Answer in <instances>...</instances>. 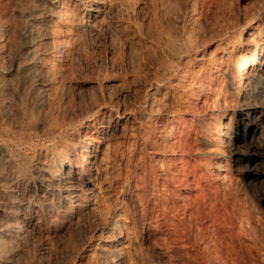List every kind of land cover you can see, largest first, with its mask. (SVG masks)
Returning <instances> with one entry per match:
<instances>
[{
    "label": "rangeland",
    "instance_id": "obj_1",
    "mask_svg": "<svg viewBox=\"0 0 264 264\" xmlns=\"http://www.w3.org/2000/svg\"><path fill=\"white\" fill-rule=\"evenodd\" d=\"M36 1L0 0V3L2 2L0 14L4 10L9 12L15 22L11 29L13 34L10 32L9 36L10 44L8 43L7 47L0 52V72L2 71L0 81L4 82L3 85L7 88L6 95L4 93L0 98V106L4 115L1 120L8 128L12 129L22 123L23 126L25 125V132L29 131L32 137L35 132L43 134L54 125H60L64 128L61 138L75 142V132L82 128L84 122L96 121L109 114L114 115L116 112L121 115L125 114L129 119L107 139L102 150L105 156L102 157L101 153L100 160L98 159L100 167L102 166L104 169L108 166L106 169L116 189L118 188L117 193L104 198L106 204L104 203L103 208L101 202V206L99 204L93 210L79 213L74 219L64 222L54 234L43 231L37 235L26 233L22 239L21 237L16 240L15 238L8 239L3 253V256L9 258H6V262L9 264H117V261L120 260L123 264H264V171L261 173L257 170V167L264 169V118L261 132L256 138L261 146L260 151L257 154L249 151L248 157L250 158L248 159L251 162L248 165L234 166L236 170L233 171V173L235 172V175L232 176L233 179L227 177L231 180L225 179L221 183L222 186L221 184L214 186L215 183L207 175L200 176L201 178L196 177L197 179L194 180L190 175H187L186 180H184L186 176H181L180 180H183L176 183L177 191L174 189L175 194H178L174 196V201L178 203L175 205L178 208L171 211L172 215L171 212L167 213L168 219L171 221L174 219V221L169 225L170 227L165 225L168 228L166 233L159 236L148 235V228L156 224V218L148 220L147 217L141 215L139 210L131 213L127 229L119 230L118 233L117 230L111 229L110 219L105 214V207L109 203L111 205L115 201V197L120 196L118 191L122 183H127L132 187L135 194L134 199L137 202L139 198V202H146L151 199L152 193H154L153 183L155 175L159 172L150 171V165L146 161L150 151L141 148L143 151L140 152V147L134 146L133 140L140 139L145 134L148 137V133L157 131L158 126L155 125L158 124L154 120L155 107L160 109L162 103L153 106L152 110L149 106L148 94L155 74L160 72L162 59H167L170 56L171 59L173 58L172 53L165 47V36L167 34L176 35L180 31L183 34L191 27V33H195L193 38L199 40V43L216 40L232 41L239 31L245 29L246 23L251 19H264V9L258 15H251V13H256L253 8L255 11L259 10V0H98L101 9L92 18L83 14H86L90 8V2L97 0H63L66 1V8L72 10L73 13L70 15L69 24L61 32L63 34H61L62 48L60 51L63 50L66 57L63 54L65 58L62 57L60 62H56L51 41L49 43V38L43 39L36 51L39 56L42 55L43 61L52 64L51 68H53L49 70L50 72L39 70L40 75L37 70L35 74H24L23 76L21 73H13L12 76H8L7 72L14 70L18 62H26V56L20 49L21 40L17 29L24 23V18L21 17L22 11L31 5H37ZM247 11L249 15L246 14ZM75 16H78V20ZM0 26H2V22H0ZM15 40L17 41L14 44ZM65 43L67 46L64 45ZM167 52L169 53L167 54ZM191 53L183 54L184 63ZM37 76L46 79H42V84H40L37 81ZM261 87H264V83ZM183 98L181 96V100L178 98L174 99L175 101L172 100L170 104L173 103L171 108L170 104L168 105V110L180 109ZM261 103L264 106V98L261 99ZM21 108L25 111L22 112ZM199 111L203 112L202 109ZM24 113L26 115H23ZM102 114L103 116H101ZM56 141H59V138H56ZM35 143L38 142L34 141ZM198 143L194 144V146L196 145L194 149H201V144ZM128 144L131 145L127 146ZM132 146H134L133 149ZM134 149L136 150L134 151ZM29 152H31L29 148H22L24 159H22L23 156L17 159L16 154L12 155L18 162L25 163L24 166L27 167L26 170L28 169L25 178L32 188L38 181L36 175L31 172L33 166L28 162L30 161ZM125 156L129 159L126 160ZM106 159L109 164L105 162ZM125 163L126 165H124ZM237 168L239 169L237 170ZM184 185L188 188H185ZM206 186L207 188H205ZM91 187L92 184H85L81 189L83 192H87ZM200 191L201 194L198 193ZM96 192L99 190L97 189ZM193 195H197L195 199L191 198ZM143 198L145 199L143 200ZM4 201L6 200L0 197V204ZM41 201L46 202L43 199ZM180 207H182V211L184 207L186 209L183 211L186 222V231L183 233H181V224H177V216L174 215L178 209L181 213ZM123 210L124 208L121 211ZM199 235L202 236V243ZM186 237L188 241H186ZM121 238L126 239L121 250L122 256L121 252H111V249L104 247L99 249L100 244L105 243L110 246L121 241ZM102 249L104 250L101 252ZM110 252L111 254H108ZM14 253L18 254L17 257Z\"/></svg>",
    "mask_w": 264,
    "mask_h": 264
},
{
    "label": "bare ground",
    "instance_id": "obj_2",
    "mask_svg": "<svg viewBox=\"0 0 264 264\" xmlns=\"http://www.w3.org/2000/svg\"><path fill=\"white\" fill-rule=\"evenodd\" d=\"M36 2L38 3L37 5H31L33 7L29 6L22 11L21 17L24 18V23L18 26L20 28L17 29L19 30L18 33L21 40L20 49L26 56V62H16V68L8 71V76H12L13 73H21L23 76L24 74H35L37 70H42L46 73L50 72L49 70L53 68H51L52 64L50 65L47 61H43L42 55L39 56L36 51L42 44L43 39L47 40V38H49V43L51 41L56 62H60L62 57H64L63 50L60 51L62 48L61 34H63L61 32L63 29L65 30L69 24L70 15L73 14L72 10L66 8V1L64 2L63 0H37ZM90 3V8L87 13L83 14L84 16H88V18H92L95 14L100 12L101 9L98 0ZM194 7L196 8V5ZM262 9H264V0H259V10L255 11L253 8L256 13H251V15H258ZM246 14H248V11ZM75 15L77 14L75 13ZM77 17L75 16V18ZM196 20L197 18L195 21ZM182 21L184 20L182 19ZM0 22H2V26H0L1 52L9 43V36L10 32L12 33L11 29L14 21L11 14L4 10L0 14ZM190 28L191 27H189V31L187 30L183 34H181L182 31H180L176 35L167 34L165 38L163 35L165 47L172 53L173 58L171 59L170 56L168 57L170 59H162L163 61L160 63V72L157 71L158 73L155 74L152 85L150 84L151 86L148 94L149 106L153 110V106L162 103V105L160 104L162 109H157V107H155L156 113L154 120L158 124L155 125L158 126L157 131H155V128V132H147L148 137H146L145 134L142 138H135L136 140H133V145L139 146L140 150L142 148L150 151V155L146 160L150 165V171L153 170V172L159 173L155 175L153 183L154 193H152L151 199L147 198L148 200H145L146 202L144 203L139 202L140 198L137 195L136 196L139 198L137 200L139 201L137 202L134 199L135 194L130 185L120 182L122 183L121 185L119 183L118 194L120 196L115 195L117 196L115 197V201L111 205H109V203V206L107 205L105 207V214L110 219L109 225L111 229L117 230L118 233L120 232L119 230L127 229L130 224L129 217L131 213L134 211L137 212L138 210L141 215L147 217L148 220L156 218V224L148 228V235L159 236L166 233L168 228L165 225L169 226L171 223L173 224L174 221V219H172L173 221L168 219L167 213L173 212V210L178 208V206L176 207L178 203L174 201V196L176 195L175 185L179 182L182 175L186 176L184 180L188 178L187 175H190L193 180L197 179L196 177L207 175L212 182L215 183L213 185L216 186L224 182L225 179H228L227 177L230 178L233 176L235 173H233V171L236 170L234 166L243 167L251 162V160L248 159L250 158L248 157L249 151L254 154L260 151L261 146L258 144V140L256 141V138L261 132L262 120L264 118V106L261 103V99L264 98V87H261L264 83V19H251V21L246 23L244 30L241 32L239 31V33L237 32L238 34L232 38V41L224 42L216 40L199 43V40L197 41L193 38L195 33H191ZM205 37L207 38V36ZM16 41L17 40L14 41V44ZM64 45H66V43ZM168 53L169 52H167V54ZM189 53H191V55L188 56V59L185 60L184 63L182 60L183 54L189 55ZM0 73V77H2V71ZM39 76H37V81L42 84V79L44 78L41 79ZM3 83L0 81V98L4 93L6 95L7 88ZM181 96L182 98L184 97L183 104L181 105L182 110L181 106L180 109L168 110L167 107L170 102L172 100L175 101L174 99L177 98L181 100ZM200 109L203 110L202 113H200ZM23 110L25 111V109H22V112ZM37 110L39 111V108ZM23 115H26V113ZM101 116H103V114ZM2 117H4V115L0 106V197L6 200L4 203H2V200V204H0V264H9L6 262L7 257L3 256L4 246L8 244V239L15 238L16 240V238L20 237L22 239V236L26 233L37 235L41 234L43 231L48 234H54L68 219H74L83 211L97 208L101 202L103 208V205L106 204L104 198L112 195L114 196V194L117 193L116 190L118 188L116 189L106 169L108 166L104 169L102 166L100 167L98 159L107 139L113 135L121 125L127 122L129 118L125 114L121 115L116 112L114 115L109 114L107 116L108 118L104 116L96 121L91 120L84 122L82 123V128L75 132V142L71 141V143L69 142L70 140L61 138L64 128L60 125H54L53 128L50 130L48 129L49 131L43 134H37L35 132L34 137H32L29 131L28 133L25 132V125L23 126L21 123L16 126V128H8L1 120ZM66 127L68 128V126ZM56 138H59V141H56ZM34 141L38 143L34 144ZM197 142L201 144V149H194V147H196L194 144ZM129 145L131 144L127 146ZM134 146H132V149ZM22 148H29L31 151L29 152L30 161L28 162L33 166L31 172L36 175L38 181L32 188L25 178L28 170H26L27 167L25 168L24 166L25 163H20L17 160L24 155V153H22ZM135 150L136 149H134V151ZM142 151L143 150L140 152ZM13 153L16 154L17 159L13 157ZM103 156H105L104 152L102 153V157ZM22 159H24V156ZM128 159L129 158H126V160ZM105 162H107V159ZM126 163L124 165H126ZM238 169L239 168H237V170ZM257 170L261 173L264 171V169L260 167H257ZM182 180H180V182ZM85 184H92V187L89 188L87 192H83V189H81ZM185 188L188 187L185 186ZM205 188H207V186ZM97 189L99 192H96ZM198 193L201 194V191ZM195 196L193 195L191 198L195 199ZM41 199L46 202H42ZM112 199L113 198H111V200ZM144 199L145 198H143V200ZM187 202L189 201L187 200ZM99 206H101V204ZM123 208L124 210L121 211ZM181 208L182 207H180V209ZM184 209L183 211L186 210ZM192 210H194V208H192ZM192 210L190 209V212ZM183 211L182 209L181 213H179V209L177 212L174 211V215L177 216L176 221L178 223H176L181 224V233L186 231L185 214ZM172 212L170 213L171 215ZM192 217L193 216H191V218ZM243 231L245 233V230ZM187 234H189V232ZM44 236H46V234ZM198 237L201 238L202 236L199 235ZM125 241L126 239H122L110 246L105 243L103 245L100 244L101 246L99 245V249L100 247H104L105 249H111V252L120 253L124 247ZM186 241H188V239ZM200 242L202 243V238ZM103 250L104 249H102L101 252ZM111 252L108 254H111ZM120 254L122 256V252ZM17 255L15 254V257H17ZM117 257H119V255H117ZM117 264H123V262L119 260Z\"/></svg>",
    "mask_w": 264,
    "mask_h": 264
}]
</instances>
